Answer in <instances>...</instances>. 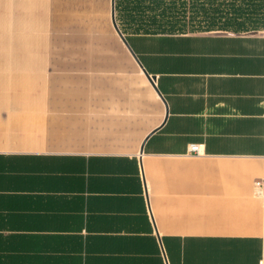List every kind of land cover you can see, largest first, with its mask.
Instances as JSON below:
<instances>
[{
    "label": "crops",
    "instance_id": "0c3cea01",
    "mask_svg": "<svg viewBox=\"0 0 264 264\" xmlns=\"http://www.w3.org/2000/svg\"><path fill=\"white\" fill-rule=\"evenodd\" d=\"M122 35L164 101L111 0H0V264H264V30Z\"/></svg>",
    "mask_w": 264,
    "mask_h": 264
},
{
    "label": "trees",
    "instance_id": "16d2710c",
    "mask_svg": "<svg viewBox=\"0 0 264 264\" xmlns=\"http://www.w3.org/2000/svg\"><path fill=\"white\" fill-rule=\"evenodd\" d=\"M114 13L124 35L264 30V0H114Z\"/></svg>",
    "mask_w": 264,
    "mask_h": 264
},
{
    "label": "water",
    "instance_id": "95a60500",
    "mask_svg": "<svg viewBox=\"0 0 264 264\" xmlns=\"http://www.w3.org/2000/svg\"><path fill=\"white\" fill-rule=\"evenodd\" d=\"M111 22H112V26L115 30V32L117 33V35L119 36L120 40L122 41V43L126 46V48L129 50L130 54L133 56V58L136 60V62L138 63L135 55L133 54V52L131 51L130 47L128 46V43L126 41V39L124 38V36L122 35V33L120 32L116 21H115V14H114V0H111ZM139 64V63H138ZM139 66L141 67V65L139 64ZM142 69V67H141ZM142 72L144 74V76L146 77V79L148 80V82L151 84V86L154 88L155 92L158 94V96L161 98L162 101L163 98L161 97L160 93L158 92L157 88L154 85V81H155V77L154 76H150L144 69H142Z\"/></svg>",
    "mask_w": 264,
    "mask_h": 264
},
{
    "label": "built area",
    "instance_id": "2783aa9c",
    "mask_svg": "<svg viewBox=\"0 0 264 264\" xmlns=\"http://www.w3.org/2000/svg\"><path fill=\"white\" fill-rule=\"evenodd\" d=\"M190 150L193 151V152L198 153V148H197L196 145H192V146L190 147ZM256 185H260V182H257Z\"/></svg>",
    "mask_w": 264,
    "mask_h": 264
}]
</instances>
